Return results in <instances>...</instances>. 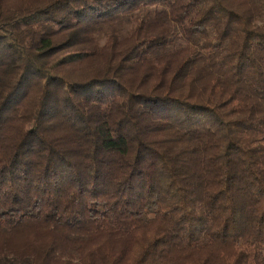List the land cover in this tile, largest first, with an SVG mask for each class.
Segmentation results:
<instances>
[{"label":"trees","instance_id":"obj_1","mask_svg":"<svg viewBox=\"0 0 264 264\" xmlns=\"http://www.w3.org/2000/svg\"><path fill=\"white\" fill-rule=\"evenodd\" d=\"M0 264H264V0H0Z\"/></svg>","mask_w":264,"mask_h":264}]
</instances>
